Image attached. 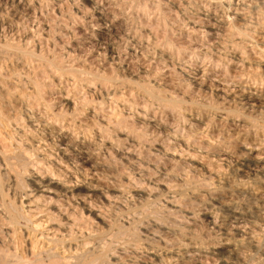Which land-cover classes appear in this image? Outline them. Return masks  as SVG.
I'll list each match as a JSON object with an SVG mask.
<instances>
[{
  "label": "rangeland",
  "instance_id": "1",
  "mask_svg": "<svg viewBox=\"0 0 264 264\" xmlns=\"http://www.w3.org/2000/svg\"><path fill=\"white\" fill-rule=\"evenodd\" d=\"M22 1L19 22L25 25L24 18L31 17L35 49L29 45L12 81L27 82L28 91L42 90L52 108L42 107L41 113L83 144V178L103 189L112 184L124 189L126 199L147 191L148 180L171 190L181 186L196 201L188 217L157 216L148 197H137L130 208L144 222L158 224L150 228L157 249L193 248L179 264H264V193L250 205L239 195L241 184L264 167V0ZM0 5L9 17L12 1ZM95 8L104 12V24L96 20ZM13 48L0 47V55L18 57ZM233 86L251 94L250 107L239 104ZM224 87L232 92L226 101L209 100L210 90ZM193 113L202 123L190 121ZM163 126L181 138L175 158L146 153L151 143L146 139ZM119 133L136 143L127 146ZM183 142L189 151H181ZM160 158L163 163L153 168ZM245 159L251 166L235 171ZM227 206L245 215L228 225L236 230L231 243L250 238L260 252L245 244L235 260L222 248L225 238L211 230L208 214ZM117 208L107 211L109 224L122 218Z\"/></svg>",
  "mask_w": 264,
  "mask_h": 264
},
{
  "label": "bare ground",
  "instance_id": "2",
  "mask_svg": "<svg viewBox=\"0 0 264 264\" xmlns=\"http://www.w3.org/2000/svg\"><path fill=\"white\" fill-rule=\"evenodd\" d=\"M11 1L12 14L6 13L9 17H5V10L0 5V47H14L19 54L18 57H13L15 54L0 55V264H179L193 248L184 247L177 251L157 249L159 243L150 228H157L158 224L154 220L144 222L142 213H131L130 208L137 197H148L155 215L172 214L177 218L182 213L185 214L183 217H188L191 215L189 207L196 201L182 193L178 189L181 186L171 190L169 186L149 180L144 181L147 191H134L126 199L124 189L113 184L103 189L98 183L83 178L87 162L79 155V145L83 147V144L56 129L55 119L41 113L42 107L45 110L52 108L42 90L35 91L29 87L32 91H28L27 82L19 81L17 84L12 81L16 68L29 54V45L35 49V26L29 16L24 18L25 25L20 24L23 16L20 17L18 10L20 6H25L24 1ZM96 20L102 24L106 21L104 12L99 8L96 9ZM42 29L44 34L49 33ZM7 64L13 67L10 69L12 73ZM20 84L23 90H18ZM242 87L233 86V89L239 91V104L247 108L254 98ZM231 93L225 87L210 90L209 100L223 102ZM189 118L196 124L203 121L194 113ZM161 129L164 130L159 129L161 132L156 135L151 133L146 139L151 142L146 153L153 157L171 154L169 156L175 158L179 148L176 146L181 138L177 140L179 137L175 133L165 131V126ZM119 137L126 145L136 141L124 133H119ZM163 142L168 144L163 145ZM181 145V149H185L181 151H189L187 144L183 142ZM121 149L118 147L117 150ZM117 153L122 154L120 151ZM125 154L129 158L135 155L129 150ZM159 160L158 163L152 162L159 165L164 159ZM250 162L245 159L235 171L241 166L250 167ZM158 165L152 167L158 169ZM142 179H133V183H140ZM249 180L239 189V195L248 205L257 202L259 191L264 193V167L254 171ZM116 207L123 213L122 218L109 224L106 213ZM240 218H245V215L228 206L221 213L208 214L211 230L225 238L226 243L221 240L222 248L227 246L228 253L235 260H238L245 244L260 252L250 238L231 243L236 230H230L228 225ZM105 228L109 229L105 234L101 233Z\"/></svg>",
  "mask_w": 264,
  "mask_h": 264
}]
</instances>
